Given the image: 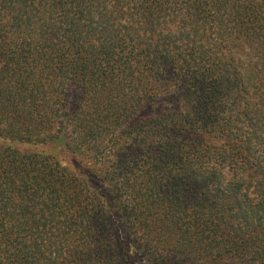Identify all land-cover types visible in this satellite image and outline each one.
I'll return each instance as SVG.
<instances>
[{
	"label": "trees",
	"instance_id": "1",
	"mask_svg": "<svg viewBox=\"0 0 264 264\" xmlns=\"http://www.w3.org/2000/svg\"><path fill=\"white\" fill-rule=\"evenodd\" d=\"M0 264H264V0H0Z\"/></svg>",
	"mask_w": 264,
	"mask_h": 264
},
{
	"label": "rangeland",
	"instance_id": "2",
	"mask_svg": "<svg viewBox=\"0 0 264 264\" xmlns=\"http://www.w3.org/2000/svg\"><path fill=\"white\" fill-rule=\"evenodd\" d=\"M17 148L19 150H34V151H44L46 153H50L53 156H55L60 162H62L63 164H67L70 166L73 165H77L74 158L72 156H70L69 154H67L66 152H63L62 150L56 149V148H52V147H46L45 149L43 147H39V148H34V147H25V146H17ZM94 184H99L100 182L98 180H94L93 182Z\"/></svg>",
	"mask_w": 264,
	"mask_h": 264
}]
</instances>
